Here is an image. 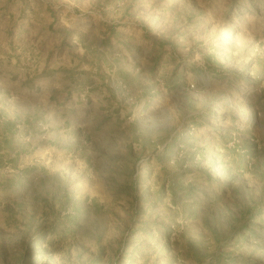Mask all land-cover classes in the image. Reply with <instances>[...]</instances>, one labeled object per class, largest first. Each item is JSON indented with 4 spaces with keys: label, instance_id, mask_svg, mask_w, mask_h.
<instances>
[{
    "label": "rangeland",
    "instance_id": "1",
    "mask_svg": "<svg viewBox=\"0 0 264 264\" xmlns=\"http://www.w3.org/2000/svg\"><path fill=\"white\" fill-rule=\"evenodd\" d=\"M0 264H264V0H0Z\"/></svg>",
    "mask_w": 264,
    "mask_h": 264
}]
</instances>
